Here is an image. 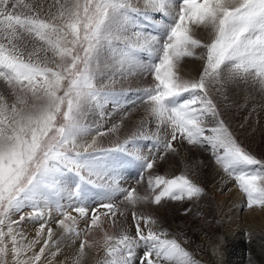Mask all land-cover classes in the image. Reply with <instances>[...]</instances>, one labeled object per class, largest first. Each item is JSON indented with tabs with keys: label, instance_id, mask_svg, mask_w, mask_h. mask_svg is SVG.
Here are the masks:
<instances>
[{
	"label": "snow or ice",
	"instance_id": "6c2138e0",
	"mask_svg": "<svg viewBox=\"0 0 264 264\" xmlns=\"http://www.w3.org/2000/svg\"><path fill=\"white\" fill-rule=\"evenodd\" d=\"M146 5L163 19L151 25L157 34L137 31L133 40L127 13L139 9L126 0H0V80L6 86L0 91V264H42L52 248L53 257L63 254L65 236L81 235L88 238L61 264H88L93 248L104 252L95 264H199L177 239L162 238L166 231H158V221L143 212H132L134 235L106 234L102 244L89 236L101 227V218L114 225L123 223L121 216L127 219L113 202L117 194L133 209L199 197L204 189L188 176L153 174L159 160L178 154L185 143L208 153L235 180L248 208L264 206V160L242 146L216 102L227 85L240 81L264 94V0H146ZM200 33L206 35L198 38ZM106 51L121 69L127 63L152 77L131 103L143 101L156 132L133 133L115 147L97 148L96 137L106 134L102 122L112 116L100 103L109 94L94 84ZM137 51L154 59L141 63ZM184 58L201 62L191 78L182 74ZM89 100L98 109L95 128L82 123ZM92 131L90 144L78 142ZM139 139L149 141L146 153L126 147ZM113 153L140 162L136 185L146 179L143 194L118 183L123 165ZM66 176L77 178L74 187L64 186ZM84 185L100 189L92 205ZM81 220L84 229L77 227ZM27 221L38 227L35 239L26 242L21 225Z\"/></svg>",
	"mask_w": 264,
	"mask_h": 264
},
{
	"label": "bare ground",
	"instance_id": "6f19581e",
	"mask_svg": "<svg viewBox=\"0 0 264 264\" xmlns=\"http://www.w3.org/2000/svg\"><path fill=\"white\" fill-rule=\"evenodd\" d=\"M25 2L32 3L33 0H25ZM126 2L130 5H132V3H135L136 5H132V7H135L139 9V11H143L144 13H148L147 16L143 15L145 22L150 25L148 26V29H153L151 26L152 23L156 22L157 20H160L159 16H162L161 14L154 13L152 9L148 8L146 5V0H126ZM120 19H122V17L118 16L117 23L120 21ZM129 19L131 23L128 24V35L133 36V40H135V36L133 35V33L137 32L138 30L136 29V25L133 19ZM142 33L147 34V32ZM203 35L206 34H198V38H201ZM144 54L145 60L146 58H148L149 61L154 59L153 57L149 56L147 51H144ZM108 56L109 58H111L110 52L101 55L99 60L100 68L96 69L97 88L107 89L109 92V97L113 96L111 99H107V101L110 103V106L105 105L104 102L100 101V103L103 104L104 112L112 113L111 117H106L105 120L102 122L103 127L100 130L106 133L104 136H102L104 138V141H102L104 143L109 144H113L115 142H119V144H121L124 140L128 139L133 133L139 136L143 132H145L149 136L152 135L156 132V120L150 115L148 111H146V109H144L143 107H138L134 111V113L131 112L132 114L128 115L129 105L130 107L133 106L131 101L136 100V98H134V94H137L138 91L142 88L150 86L152 77L144 76L142 74L136 75L135 78H139L138 85L140 86L138 87V89L131 90L127 93L126 90L123 89V87L117 84L114 88L116 89L115 93L117 95H112L110 89V79L116 78L117 80H119L120 72L117 69L114 61H107ZM200 63L201 62L195 58H184L182 74L185 76V78H191L192 76H195L200 69ZM249 89V84H246L243 81H240L239 83H230L223 90V94L216 98V102L219 104L221 111L224 113V119L226 120V123L229 125L230 130L235 134L236 137H240L237 136L240 125H256V110L261 107L263 109L262 111L264 112V97L260 96L255 98L254 94L250 93ZM254 100L260 102V105H258V107H256L255 104H251V102H253ZM114 105L117 106L115 111ZM90 106L91 109L89 114L87 113L85 121L86 124L89 125L91 128H95L99 120L96 102H91ZM122 115L124 117L123 119H121ZM246 117L248 118L246 119ZM147 118L150 119L149 123L146 122ZM113 125L116 126L115 130L109 131V129H112ZM146 126L148 127L145 128ZM93 137H96L95 131H92L90 134L80 139L78 142L82 145L85 143L90 144L93 140ZM97 138L99 137H96V139ZM148 143L149 141L147 140L141 139L140 141L139 139L135 143L130 144V146L126 145V147L129 149H139L140 145L142 144L144 147H142L143 149L141 148V151L143 153H146L148 151ZM203 152V150L199 148H192L190 146H187L185 143V146L178 147V154L169 153L166 155V158L159 160L157 169L153 174L163 173L164 175H166L175 172H181L182 174L187 175L189 178H191L193 182H195L198 186L202 187L204 191L199 197L194 198V202L192 204L197 206V208L199 209H205L207 212V216L210 214L212 216L215 213L220 212V216H218V226L220 230L219 236L223 239L226 244V264H246L248 263V260L243 253L245 251L244 248L246 247V245H253L252 242L256 240L257 236L259 234L264 233L261 229H264V206H261V208H258L257 206H254V208H248L246 206V196H242V194L234 187V184H236L235 180L229 179L227 175L222 172V169H220L219 166L215 165V163L211 161L212 159H209L208 153L204 152L203 154ZM111 155L113 156L114 154ZM201 155H204L203 163H200L201 161L198 162ZM139 165L141 166L140 162L137 161V166L135 168H132L131 170H127L125 169V167L122 168L119 173L120 179L118 180V183H120L121 186H136L139 192H141V189H143L144 191V189L146 188V179L141 182V185H136V174L137 171L140 170ZM252 167L255 170L256 166ZM63 184L66 187H73V184L70 185L67 182L66 178H63ZM205 187H207L208 190ZM99 192L100 189H97L98 194ZM117 196L120 197L119 194H117ZM117 196L116 198H114L113 202L118 205L119 211L126 210L127 207L125 206L127 204H125L123 200L117 199ZM93 197L94 195H92L91 198H88L86 203L92 205L95 201ZM60 202L67 203V201L64 199H61ZM185 203H187L186 199L177 202V204L175 205L181 206ZM139 206L142 207L141 210ZM172 206L173 201L165 199L158 206L138 205L135 210L137 212H143L145 215H148L149 212L159 213L161 217H168L169 221L173 223L175 216L170 213V209L172 208ZM67 210L73 215H76V213L71 208ZM53 215L57 214L53 212ZM204 216H206V214ZM201 220L202 219H200V221ZM107 221L109 222V220L101 218V227L94 228L89 233L91 239L96 240L101 244L103 243V238L106 235L105 225ZM85 225L86 222L81 220L79 221L77 227L79 229H84ZM30 227L31 228L29 230H34L36 232L38 223L33 222ZM131 230L127 231V234L131 233ZM57 231L59 232L60 230L57 229ZM27 235L28 238H26V242L31 241L36 237L34 232H30V234ZM210 237L211 236L208 235L204 238L207 243V248L210 249L208 254V260H210L212 264H223L222 250L219 249V247H217L218 253L213 256V250L209 247L210 245H208V238ZM87 238L88 237L84 235H81L80 237L75 239L70 236H65V238L60 241V248L63 254L53 257L51 255V252H55L56 248H52L50 251H46L45 256L42 257V264H61V262L72 257L75 250L79 247V241L81 239ZM40 246L42 245H37L35 251H39ZM103 256L104 252L102 248L99 252L95 248L91 249L88 264H95L97 260L103 259Z\"/></svg>",
	"mask_w": 264,
	"mask_h": 264
},
{
	"label": "rangeland",
	"instance_id": "374dc122",
	"mask_svg": "<svg viewBox=\"0 0 264 264\" xmlns=\"http://www.w3.org/2000/svg\"><path fill=\"white\" fill-rule=\"evenodd\" d=\"M132 5L135 6L136 4L132 3ZM143 13H144L143 11H138L137 13H132L131 11H129L128 16H129V18L133 19V21L136 25V29L138 31L147 32V33L151 32L152 34H157L155 29H148V26H150V25H148L145 22V19L143 17V15H144ZM159 17H160L159 19H163V16H159ZM144 55H145L144 51L135 52L136 60L140 61L141 63L149 62L148 58H146V60H145ZM109 60H110V58L108 56L107 61H109ZM115 64H116L117 69L120 72V75H119V80H117L116 78L110 79V89H111L112 95H117L115 93L116 89H114L117 84L120 85L121 87H123V89L126 90L127 93L131 90L138 89V87L140 86V85H138L139 78H135V77H136V75L140 74L139 69L137 67H134V66L127 64V63L121 69V67L118 63H115ZM99 68H100V63L98 62V67L96 69H99ZM96 77H97V74H96L95 79H94V84L97 87ZM5 87L6 86L4 85L3 81L0 80V91H4ZM249 88H250L249 89L250 93H253L255 98L260 97V96L264 97V94L260 93L258 88H255L252 85H249ZM103 90L109 94L107 89H103ZM132 94H134V93H132ZM134 95H135L134 98L137 99V97H136L137 94H134ZM112 97L113 96L109 97V95H108L106 97H102L100 99V101L104 102L105 105L110 106V103L107 101V99H111ZM91 102H93V101L89 100L88 103H86V105H85V111L88 114H89L90 109H91V106H90ZM251 104H253V105L255 104L256 107H258V105H260V102L257 100H254L253 102H251ZM135 105H137V106H135ZM135 105H133L134 107L133 106L130 107V105H129L128 115L134 113V111L138 107L139 108L143 107L145 109L144 104L141 101L137 102ZM262 110L263 109L261 107L258 110H256V113H255L257 116V118L255 120L256 125L247 126L246 124H242V125H240L239 132L237 133V136H240V137H237L238 141L242 144V146L245 147V149L251 155L255 156L257 159H260V160H264V112ZM247 118L248 117H246V119ZM85 119H86V116L83 117L82 123H84L86 126H89L86 124ZM149 121H150V119L147 118L146 122L149 123ZM147 127L148 126H146L145 128H147ZM139 133H140V131H139ZM145 135H147L145 132L140 134L141 137L145 136ZM102 140L104 141L103 137L97 138V145H96L97 148H112V147H115L117 144H119V142H115L113 144L104 143ZM140 141H141V139H140ZM129 146H130V144H129ZM142 147H144V146L141 144L140 148H139L140 151L143 149ZM78 150L83 151L84 149L79 148ZM113 154H114L113 156L111 155L112 159H114V160L116 159L115 161L120 162L123 165V168L125 167V169L131 170L132 168H135L137 166V161L131 159L126 154H124V153H113ZM203 154H204V152H203ZM208 157L211 160L210 156H208ZM203 161H204V155H201L198 162L203 163ZM140 168H141V166L139 165V169ZM252 170H254L253 167H252ZM139 171H137V174ZM137 174H136V176H137ZM159 174L164 175L163 173H159ZM176 175H184V174H182L181 172H175V173H171V174H166L165 176L167 178H173ZM64 178H66L67 182L70 185L73 184L72 185L73 187H74L75 183L77 182V178L75 176H66ZM189 179H191V178H189ZM84 187L87 188L89 198H91L92 195H94L93 199L98 198L97 196L99 194L97 193V188H95L93 186H88V185H84ZM234 187L236 190H238L242 194V196H246L239 189L237 184H234ZM205 188L207 189V187H205ZM140 191H141V194H143V192H144L143 189H141ZM194 198L195 197H193L191 200H188L186 198L187 203H185L181 206L175 205V204H177V202H180V201H173V206L170 209V211H171L170 213H172V215L175 216L173 223H171L169 221L168 217H166V218L161 217V215L159 213L149 212L148 215L151 216L156 221H158V223L160 225V228L158 229V231H166V235L163 236L162 238L177 239V241L179 243H181V246L184 247L185 250L188 251L197 261H199V264H212L211 261L208 260L209 259L208 254H209L210 249L207 248V243H206V240L204 239L205 236H208V235L211 236L210 238H208V245H210L209 247L213 250L212 251L213 256L218 253L217 247H219V249L222 250L223 264H226V257H227L226 253H225L226 244L223 241V239L219 236L220 230H219V226H218L219 225V217L218 216H220V212H217L212 216L210 214V215H208L209 216L208 217L205 209H203V208L199 209V208H197V206L192 204L194 202ZM117 199L123 200V197L117 196ZM176 206H178L179 208ZM254 206L261 208V205H253L252 208H254ZM125 207H127L126 210H122V211L120 210V211L126 212L127 219L125 220V218L123 216L119 217V220L123 221V223L118 222L116 225L112 224V222L110 220H109V222L107 221L106 225H105L107 235L118 238L119 236L124 234L125 230H127V231L131 230V227H132V230H131L132 232L129 234L134 235V226L131 225L130 219H131L132 212L136 211V210L131 208V206H129V205H126ZM139 208H140V210L142 209V207H140V206H139ZM185 209L189 210L187 212V214H185ZM26 211H31V209L27 208ZM205 214H206L207 218H206V216H204ZM13 218L18 219L19 217L14 216ZM211 218H213V219H211ZM200 219H202V220L200 221ZM27 222H25L21 226V228L24 232V236L26 238H28L27 234H30V232H34L36 235V232L34 230H32V231L29 230L31 228L30 225H32L33 222H30V221H27ZM261 229L264 232V229L263 228H261ZM216 243L218 244V246ZM252 243H253V245L249 244V245H246L247 248L246 247L244 248L245 251L243 253L247 257V260H248V263H246V264H264V233L259 234L257 236L256 240ZM206 249H207V251H206Z\"/></svg>",
	"mask_w": 264,
	"mask_h": 264
}]
</instances>
